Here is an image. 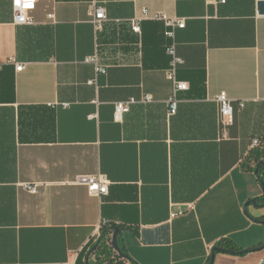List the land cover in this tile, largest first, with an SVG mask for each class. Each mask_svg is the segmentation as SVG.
Wrapping results in <instances>:
<instances>
[{"label":"crops","instance_id":"obj_1","mask_svg":"<svg viewBox=\"0 0 264 264\" xmlns=\"http://www.w3.org/2000/svg\"><path fill=\"white\" fill-rule=\"evenodd\" d=\"M12 1L0 0V264H70L75 254L96 264L89 251L106 225L135 264H211L221 242L235 250L212 264H259L264 0H39L21 26ZM93 3L106 10L99 33ZM160 14L186 22L176 44L189 90L174 115ZM96 54L106 74L85 62ZM221 93L233 101L230 125ZM130 100L116 121V104ZM256 138L262 148L251 149ZM98 174L110 182L101 198L73 183Z\"/></svg>","mask_w":264,"mask_h":264},{"label":"built area","instance_id":"obj_2","mask_svg":"<svg viewBox=\"0 0 264 264\" xmlns=\"http://www.w3.org/2000/svg\"><path fill=\"white\" fill-rule=\"evenodd\" d=\"M39 0H13L12 9L14 23L18 26L21 25H32V13L36 10ZM92 24L94 26L95 32L99 33L104 28V23L107 20L106 10L103 7L98 6L96 3H93L90 7ZM155 19L162 21L165 25V37L168 40L166 46V53L170 57V67L167 71V77L174 83L175 93L172 99L169 101V113L174 115L178 111L179 101L177 99V94L183 91L189 90V85L186 82L180 81L178 79V70L184 64V60L179 56L177 51L176 44V33L178 30L184 29L186 27L185 19L179 17H168L167 15H156ZM141 20L133 19L131 21V28L134 33L141 34ZM86 63H91L95 65V71L97 75L106 74L107 69L99 65V59L97 54L89 57L85 61ZM16 70L22 71L24 69V64L15 63ZM2 65L0 64V70ZM90 84H94L95 81H90ZM151 100L150 96L145 97L144 101L148 102ZM135 100H130L127 102L117 103L115 106L114 118L116 121H122L124 115L130 111V107L134 104ZM218 102L220 104V116L225 125H230L234 116V105L233 101L228 97L226 93H221L218 97ZM239 108L243 109L245 103L241 102L238 104ZM262 139L256 138L252 140L251 149L262 148ZM75 185L84 186L88 189L89 193L93 196L101 198L109 193V180L102 174L95 176L80 175L73 182ZM40 185L39 184H23L22 188L28 191L29 193L36 194L38 193ZM182 214V213H179ZM106 224V223H104ZM101 227H98V239L101 234ZM95 240V243L98 241ZM78 254L74 255L70 264H77ZM259 264H264V256Z\"/></svg>","mask_w":264,"mask_h":264},{"label":"trees","instance_id":"obj_3","mask_svg":"<svg viewBox=\"0 0 264 264\" xmlns=\"http://www.w3.org/2000/svg\"><path fill=\"white\" fill-rule=\"evenodd\" d=\"M262 162H264V161H262ZM262 162H260V163H262ZM259 164L257 165L256 170L258 169ZM257 175H258L259 179H262L264 181V167L263 166H261L259 168ZM113 233H114V231L112 230V228L110 226L106 225L101 229L100 238L92 246L91 250L89 251V252H91L93 250V248L97 245V243H99L97 250L95 252H93L95 257H96V264H135L134 262H130V261L122 258L114 250V248L112 246ZM118 244H119V247H120L122 253H124L125 255L128 256L125 247L121 243H119V241H118ZM219 245L227 247V250H231V251L235 250L234 248L231 247V245L228 242H221Z\"/></svg>","mask_w":264,"mask_h":264},{"label":"water","instance_id":"obj_4","mask_svg":"<svg viewBox=\"0 0 264 264\" xmlns=\"http://www.w3.org/2000/svg\"><path fill=\"white\" fill-rule=\"evenodd\" d=\"M259 14L264 15V2H261V3L259 4ZM261 166L264 167V162H262V163L259 164L258 169L256 170V174H258L259 168H260ZM259 180H260V183L262 184V186H263V188H264V181H263L262 179H259ZM251 202H252V203H255L254 201H251ZM111 228H112V230L114 231V233H113V239H112V246H113L114 250H115V251H116V252H117L122 258H124V259L130 261L131 259H130L127 255H125L124 253H122V251H121V249H120V247H119V244H118V236H119V233H120L119 228H117V227H111ZM98 244H99V243H97V245L93 248V250L91 251L90 254H92L93 252H95V251L97 250V248H98ZM216 251H224V252H225L226 250H225V249H222V248H219V247L214 248V249H213V252H212V262H213L214 254H215ZM212 262H211V264H212ZM87 264H89V261H88Z\"/></svg>","mask_w":264,"mask_h":264}]
</instances>
